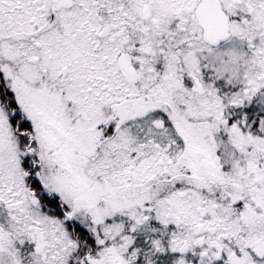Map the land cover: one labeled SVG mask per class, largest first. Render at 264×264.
Returning a JSON list of instances; mask_svg holds the SVG:
<instances>
[{
    "label": "snow or ice",
    "instance_id": "obj_1",
    "mask_svg": "<svg viewBox=\"0 0 264 264\" xmlns=\"http://www.w3.org/2000/svg\"><path fill=\"white\" fill-rule=\"evenodd\" d=\"M0 264H264V0H0Z\"/></svg>",
    "mask_w": 264,
    "mask_h": 264
}]
</instances>
